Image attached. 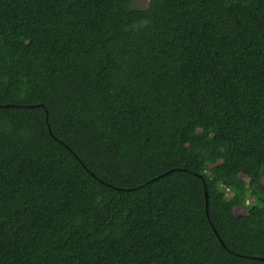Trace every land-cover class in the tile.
Wrapping results in <instances>:
<instances>
[{
	"label": "trees",
	"instance_id": "trees-1",
	"mask_svg": "<svg viewBox=\"0 0 264 264\" xmlns=\"http://www.w3.org/2000/svg\"><path fill=\"white\" fill-rule=\"evenodd\" d=\"M0 264H264V0H0Z\"/></svg>",
	"mask_w": 264,
	"mask_h": 264
},
{
	"label": "rangeland",
	"instance_id": "rangeland-1",
	"mask_svg": "<svg viewBox=\"0 0 264 264\" xmlns=\"http://www.w3.org/2000/svg\"><path fill=\"white\" fill-rule=\"evenodd\" d=\"M148 3V0H132V6L144 8ZM245 209L241 207L234 208L235 214L245 213Z\"/></svg>",
	"mask_w": 264,
	"mask_h": 264
},
{
	"label": "water",
	"instance_id": "water-1",
	"mask_svg": "<svg viewBox=\"0 0 264 264\" xmlns=\"http://www.w3.org/2000/svg\"><path fill=\"white\" fill-rule=\"evenodd\" d=\"M80 161V160H79ZM81 162V161H80ZM167 173V172H166ZM204 195H205V211H206V213H207V207H208V199H207V196H208V194H207V190H206V187L204 186ZM212 225V224H211ZM212 228H213V230H214V232L216 233V235L218 236V238L220 239V237H219V235H218V233L216 232V230H215V228H214V226L212 225ZM220 241H221V244L222 245H224V243H223V241L220 239Z\"/></svg>",
	"mask_w": 264,
	"mask_h": 264
}]
</instances>
